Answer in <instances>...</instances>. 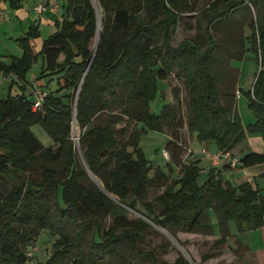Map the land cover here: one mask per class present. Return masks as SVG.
<instances>
[{"label":"trees","instance_id":"trees-1","mask_svg":"<svg viewBox=\"0 0 264 264\" xmlns=\"http://www.w3.org/2000/svg\"><path fill=\"white\" fill-rule=\"evenodd\" d=\"M61 1L65 11L56 21L57 30L43 40L38 53L32 49L41 34L35 25L17 39L22 56L0 61V71L14 75L23 89L0 99V189L13 181L0 190V264H28V248L43 229L56 239L50 257L37 264H190L184 256L168 262L158 249L141 250L139 242L152 225L143 217L130 218V209L173 232L213 234L217 225L216 248L232 235V219L249 230L264 226L259 186L251 181L234 185L216 167L201 182L198 159L183 165L178 178L160 167L151 176V163L140 147L143 132H163L176 119L173 102L164 103L159 112L152 109L162 92L160 82L174 72L188 93V129L200 140L215 141L224 153L248 134L264 140V0L209 1L198 14L194 39L177 45L173 35L183 15L195 11L193 0H97L104 14L100 33L92 0ZM251 6L255 17L249 41L258 71L247 91L255 120L244 125L235 97L221 101V43L212 29L237 9L251 12ZM40 56V77L51 78L55 87H43L46 95L35 111L32 94L22 83ZM75 121L77 141L72 137ZM36 124L48 131L53 145L38 140L32 131ZM36 162L42 166L41 179L30 174ZM261 163L264 153L249 151L240 157L243 167ZM90 175L100 178L103 188L90 182ZM153 186L166 188L145 200ZM109 216L112 223L105 228ZM90 228L94 232L88 237ZM237 246L249 249L240 241ZM220 254L206 253L200 264Z\"/></svg>","mask_w":264,"mask_h":264},{"label":"rangeland","instance_id":"rangeland-1","mask_svg":"<svg viewBox=\"0 0 264 264\" xmlns=\"http://www.w3.org/2000/svg\"><path fill=\"white\" fill-rule=\"evenodd\" d=\"M1 1L5 3V0ZM209 1L211 0H193L195 11L183 15L172 38V43L174 45L179 44L185 39H194L197 34L195 26L198 14L207 6ZM92 2L99 11V19L103 21L104 14L102 8L98 5L97 0H92ZM62 9L63 8H61L60 11H62ZM1 13H3V18L0 22H2L4 18L9 21V15H13H8V13L5 14L4 11H1ZM14 14L15 17H12L13 21H11V25L5 24L2 29H0V60L6 63L10 62L12 55L22 56L23 48L17 39L32 25V23H30L25 25L27 27H22L19 19L23 17V15L18 12ZM253 17H255V9L253 6H251V12L245 8H240L237 9L230 18L222 20L212 29L214 36L221 43L217 50L220 62L217 72L221 79V101L227 103L230 97H235L244 125L255 120V115L249 106V98L247 95V91L253 87L255 75L258 71V63L254 59L255 54L250 50L251 44L249 41V35L251 33L249 23ZM14 21L16 23L12 26ZM56 21L57 19L54 17L53 23L51 24L52 26H42L43 39L57 30ZM118 32L119 31H117L115 35H118ZM96 38L97 36L91 43V49L95 48ZM33 43L38 44V38L33 40ZM236 57H239V59ZM42 63L43 60L40 56L39 60L33 63L27 77L30 81H34V84L38 87L54 88V80L49 77H40ZM14 80V75L0 71V99L6 98L10 93L16 94L23 91L20 83L17 81L14 82ZM22 84L27 86V91H29V89L32 90L31 87H28L31 86L28 85V83L23 82ZM160 88L162 92L159 99L152 104V109L159 112L164 103L173 102L177 108V115L173 125L171 127H166L163 132L149 129L140 136V147L151 163L152 169L150 175L152 176L155 170L160 167L170 174L171 177L178 178L182 174L183 165L198 159L202 168V175L200 177V181L202 182L213 168H218V166H216L217 164H213L214 160L211 157H213L212 154L221 150L215 141H202L198 138L196 133L188 129V93L185 89L183 79L174 72L166 81L160 82ZM240 88L241 91H239ZM175 89L179 92V102L175 97ZM104 117H106L105 114L102 115V118ZM140 126L141 124L139 127ZM133 127L134 123L131 124L130 129ZM32 131L44 146L54 144L53 138L42 125L36 124L32 126ZM72 137L76 141L79 139L80 127L78 125L75 126V124H73ZM122 140L124 139L122 138ZM208 143L209 149L205 148ZM246 145H250L253 150L257 152H264L263 138L259 134L252 133L248 134L242 142L229 151L232 154L229 153L228 156L218 154L220 156L218 169L221 170L223 179L234 185L244 182L251 174L247 169L253 168L252 166L245 168L236 161V156H240V154L243 153L242 150H244V146ZM56 147L57 145H55V148ZM164 150L168 152V157L163 155ZM209 154H211V156H209ZM235 162L238 163V166L230 167ZM62 166V162L57 164V167L61 168ZM41 172L42 166L39 162H36L30 174L34 178L41 179ZM59 175L63 177V174ZM90 182H94L98 187L103 188V182L97 176L90 175ZM12 183L13 181H10L0 190L5 191ZM165 188L166 187L159 188L153 186L148 191L145 200H152L154 197L161 194ZM138 207L143 209L140 204H138ZM130 211V218L143 217L142 214L136 210L130 209ZM210 212L213 223L216 224V213L213 209H211ZM111 223L112 218L109 216L105 220L104 227L109 228ZM151 225L152 227L146 231L145 238L139 242V246L143 251L158 249L159 257L168 262H174L179 256H184L188 259L190 264H200L202 263V256L204 254L220 250V255L208 259L204 264H230L236 261L247 264H264V226L249 230L232 219L229 222L232 235L226 244L216 248L215 241L220 236L217 225L213 234H205L200 230L190 232L182 229L173 232L156 223H151ZM93 232V228H90L86 235L91 237ZM55 239L56 237L49 229H43L34 244L28 248V264H37L38 261L45 262L52 253ZM237 241H240L251 251L238 247ZM163 247H165V250H163ZM260 257L262 258V263L260 262Z\"/></svg>","mask_w":264,"mask_h":264},{"label":"crops","instance_id":"crops-1","mask_svg":"<svg viewBox=\"0 0 264 264\" xmlns=\"http://www.w3.org/2000/svg\"><path fill=\"white\" fill-rule=\"evenodd\" d=\"M41 3H46L50 7L44 13L39 14L35 10V7L37 5H39V4H41ZM54 4H55L54 0H18L16 2H14V0L13 1L12 0H5V3L0 0V12L4 11L5 14L8 13V15L9 14H13V15H9V19H10L9 21L5 20V18H4V20L2 22H0V29H2V27L5 24H10L11 25V21H13L12 17H15L14 13L18 12L19 14L23 15V17H20V19H19L20 20V25L22 27L25 28V27H27L25 25L32 23L31 26L37 25L39 27V29H40V33L41 34H40V37H38V44H34L32 42L33 51L35 53H38L40 51V49H41V46H42V43H43V40H44L42 38V30H41L42 26L43 25L52 26L51 24L53 23L54 17L56 19L60 18L63 15L64 11H65V8L63 7V4H62L61 0H58L59 7H58V11L57 12L52 10V6ZM61 8H63L62 11H60ZM13 23H12V26H14L16 22L14 21ZM0 61H2V60H0ZM32 79H34V78H32ZM15 80H17L16 77H15ZM26 83H28V85H31V86H36L34 84V81H32V80L30 81L28 79V77H27V82ZM205 148L209 149V143L207 144V147H205ZM242 151H243V153H241L240 156H236V159H237L236 161H238V163H240V157L241 156H243L245 153H247L249 151H255V150H253V148L250 145H246V146H244V150H242ZM227 153H230V152H227ZM262 153H264V152H262ZM217 154L225 155L222 151H219V152L214 153L212 155H217ZM230 154H232V153H230ZM209 156H211V154H209ZM211 158H213V157H211ZM213 160H214L213 164H217L216 166H218V168H219V160H215L214 158H213ZM238 163L235 162L230 167H236V166H238ZM252 167H253L252 169H247V171H249L251 174L248 176V178L245 181H251L254 185L259 186L262 189L263 193H264V163L263 164H258V165L252 166ZM245 168H249V167H245ZM218 170H220V169H218ZM248 250H250V249H248ZM258 256H260V255H258ZM260 262L262 263V258L261 257H260Z\"/></svg>","mask_w":264,"mask_h":264},{"label":"built area","instance_id":"built-area-1","mask_svg":"<svg viewBox=\"0 0 264 264\" xmlns=\"http://www.w3.org/2000/svg\"><path fill=\"white\" fill-rule=\"evenodd\" d=\"M55 1V4L52 6V10L53 11H58V0H54ZM50 6L46 3H41L39 5H37L35 7V10L39 13V14H42L44 13ZM1 13V12H0ZM3 18V13L0 14V20ZM32 88V90L29 89V91L31 92L32 91V99H33V102H32V107L35 111H37L38 109H40V107L42 106V103H43V100L45 98V95H46V91H45V88L43 87H38V86H29ZM224 153V152H223ZM225 156H228L229 153H224ZM163 155L168 157V152L166 150L163 151ZM219 155H213V158L215 160H219ZM234 164V163H233Z\"/></svg>","mask_w":264,"mask_h":264},{"label":"bare ground","instance_id":"bare-ground-1","mask_svg":"<svg viewBox=\"0 0 264 264\" xmlns=\"http://www.w3.org/2000/svg\"><path fill=\"white\" fill-rule=\"evenodd\" d=\"M101 29H102V21H101V19H99L98 33H100ZM75 126H77V122L76 121H75Z\"/></svg>","mask_w":264,"mask_h":264},{"label":"water","instance_id":"water-1","mask_svg":"<svg viewBox=\"0 0 264 264\" xmlns=\"http://www.w3.org/2000/svg\"><path fill=\"white\" fill-rule=\"evenodd\" d=\"M97 12H98V10H97ZM145 219H147L149 222H151V223H154L153 221H151V220H149L148 218H146L145 216H143Z\"/></svg>","mask_w":264,"mask_h":264}]
</instances>
